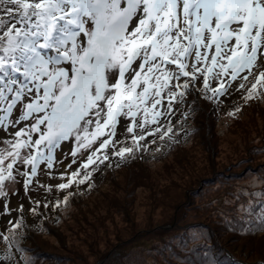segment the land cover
<instances>
[{
	"label": "snow or ice",
	"instance_id": "1",
	"mask_svg": "<svg viewBox=\"0 0 264 264\" xmlns=\"http://www.w3.org/2000/svg\"><path fill=\"white\" fill-rule=\"evenodd\" d=\"M234 82L245 103L264 99V0H0V130L14 129L0 140V198L15 192L17 177L29 189L42 164L52 169L65 141H75L74 158L90 151L78 167L107 161L121 117L132 145L117 157L145 148L148 136L174 139L175 104L193 93L218 104ZM78 175L59 189L91 179ZM9 224L0 264H20L14 254L25 250L14 238L23 216ZM197 251L185 264H218L195 259Z\"/></svg>",
	"mask_w": 264,
	"mask_h": 264
},
{
	"label": "rangeland",
	"instance_id": "2",
	"mask_svg": "<svg viewBox=\"0 0 264 264\" xmlns=\"http://www.w3.org/2000/svg\"><path fill=\"white\" fill-rule=\"evenodd\" d=\"M237 83L232 84V96H227L230 101L239 94L235 88ZM212 84L216 85V82ZM194 94L199 97L198 93ZM201 105L206 110H197L190 119L195 124V132L185 135L186 145L159 152L154 159L126 168V162L109 157L100 165L97 161L84 169L78 165L86 160L90 151L81 149L74 158L71 153L77 148L75 141H65L56 151L53 168L48 169L46 163L42 164L43 171L38 172L29 189H25L23 180L17 177L20 182L15 185V192H10L7 199L0 198V233L10 227V219L16 222L20 215L24 219V226L16 231L19 245L25 251L15 252L13 260L23 264V257L27 256L33 264H37L40 257L44 258L45 264H120L117 253L123 249L133 250L129 258L135 263L149 264L151 244L152 251L155 247L164 249L163 246L167 247L163 239L165 232L168 235L174 230H178L177 240L186 246L177 248L179 258L173 255L176 264H185L186 258H193V251L199 250L200 246L205 248V259L215 261L218 260L217 248H222L223 255L228 253L231 258L235 257L227 250L238 253L241 248L244 251L247 240L231 230L227 220L233 212L226 205L231 199L244 197L250 204L264 200L261 197L264 193V179H261L264 176V109L258 108L255 114L249 112L239 120L226 122L209 117L207 104ZM257 112L263 114L261 119ZM16 115L18 113L14 112L13 116ZM171 121H176L174 113ZM167 122L166 117H161V124ZM129 123L120 118L114 138L117 143L106 151L114 153L122 145L132 144V134L125 128ZM13 131L11 128L0 130V140L12 139ZM105 138L107 136L98 138L93 148ZM153 139L148 136L145 142ZM208 155L216 162L211 170L207 171L203 166L206 162L191 169L193 159ZM250 155L254 160H250ZM74 159L76 163L72 162ZM93 168L97 170L94 172ZM113 169L115 173L107 177L106 171ZM197 169L199 172L195 173ZM26 170L21 168V171ZM73 171L79 173L76 181L86 171L91 172V179L84 184L73 183L71 188L59 189V184L73 179ZM218 177L223 181H218ZM91 185L100 188L91 192ZM79 189L89 193L84 200H72L63 209L62 204L56 206L51 202L46 205L50 199L62 200L72 193L69 198ZM21 205L23 213L18 214ZM33 207L37 209L35 213L31 211ZM142 225L143 228L137 231V226ZM30 237L35 247H24L21 243H27ZM137 253H143L141 258ZM200 255L197 251L194 258L199 260ZM237 262L264 264V258L248 263L239 259Z\"/></svg>",
	"mask_w": 264,
	"mask_h": 264
},
{
	"label": "trees",
	"instance_id": "3",
	"mask_svg": "<svg viewBox=\"0 0 264 264\" xmlns=\"http://www.w3.org/2000/svg\"><path fill=\"white\" fill-rule=\"evenodd\" d=\"M237 84L235 85V88L237 87ZM213 86L215 87L216 85H213ZM232 90L233 89L230 88L229 94H227L226 96L220 97L219 98L220 103L218 104L211 100H205L202 97V95H200L199 93H198L199 97H196L194 93L192 95H189L187 97V101H188L187 103L175 104L174 114L176 117V121L175 123L171 121V125L173 126V130L175 134L174 139H168L166 137L164 140H160L157 136L155 138L156 140L155 143H150L152 140L147 141V142L141 141V144L146 145V147L135 150L133 154H126L125 158L123 159L113 155L111 151H106L107 154L109 155V157H114L117 160L118 159L122 160L123 163L126 162L127 163L126 168H128L130 164L146 162V160L154 159V157L158 155L159 152H169L170 149H172L175 146H179V145L185 146L187 143V136L185 135L195 132V124L193 122H190V119H192L195 116L197 110H200L201 108L205 109L204 107H201L202 106L201 103L207 104L209 117L214 116L215 118L223 119L226 122L239 120L241 117H243V115L246 116L249 112H252L255 114L256 109L258 108L264 109V99H255V100L245 103V101L241 98L242 93L240 91L236 97L232 98L233 99L232 101L228 100L227 96H232L231 94ZM238 107H240L241 110L239 112H236V109ZM232 112H236V114L230 115V113ZM257 114L259 118L261 119L263 114H261L260 112H257ZM136 134L137 135L140 134L139 129L136 131ZM252 137H255V136H252ZM131 145L132 144L122 145V146H131ZM104 151L105 150H102L99 154L102 156L104 154ZM209 155L206 156L205 158H202L200 156L198 158L193 159V165L191 169H193L196 165L197 166L203 165L206 162L207 164L203 166L206 167L207 171L211 170L212 165L215 164L216 162H215V159L210 157ZM212 155H214V153ZM217 156H215V158H217ZM249 158H251L250 159L251 161L254 160V158L251 157V155ZM98 164L100 165L101 163H99L98 161ZM93 169L97 170V168H93ZM194 172L198 173L199 169H197ZM114 173H115V169L106 171L107 177ZM218 181H223V179L221 177H218ZM99 188L100 187L98 185L92 186L91 192H96ZM88 195L89 193L86 192V190L79 189L77 193H74L72 196L68 198L66 205L64 203H60L62 204V209L65 208L70 201L84 200ZM244 199L245 197L241 199H231L229 200L226 206L229 211L233 212V214L230 216V219H228L227 222L230 224L229 226L231 230H233V232H235L238 236H242L243 238H246L247 242L244 240V242H246L247 244L246 248H243L245 249L244 251L240 248L242 253L241 252L235 253L231 249L227 250L228 252L232 254L233 257H235L234 259H232L231 256L228 255V253L227 255H223L222 248H217L215 255H217V258H218V260H216L218 261V264H238L237 260L239 259L245 263H248L249 261H252V260L256 261L258 260V258L259 259L264 258V230L260 228L261 223L264 222V215H262V212H264V210L260 208V204L264 202V200H260L257 203L250 204V202ZM62 200L50 199L49 202L46 203V205L47 204L48 206L51 205V202H53L54 205L55 204L57 205V201H62ZM242 205L244 209H246L245 211H241ZM230 220H232V222ZM137 228H138L137 229L138 231L139 229L143 228V225L140 227L137 226ZM177 231L178 230H174L172 233L168 235L164 231L165 237L163 239L165 240V242H167V247L163 246L164 249H159L155 247V251H152L154 247L151 244V247L148 250V254H149V257L151 256V259H147L149 264H176V261L173 260V255H176L177 258L180 257V255L177 252V248L186 247L184 243L179 242V240H177L178 239V236L176 234ZM4 234H8V232L6 231ZM35 235L36 234L34 232L33 236ZM18 237L19 236L16 231V236L14 239L19 241V244H20V240ZM32 237L27 239V243H21V244H23L24 247L26 246L30 248L35 247V245H33L32 240H31ZM200 247L198 250L199 252H201L199 260L205 259V256H206L205 248L203 247L200 248ZM6 251H8L7 244L3 240H0V257H2ZM132 251L131 250L126 251V250L121 249L117 253V260L118 261L121 260L119 263L120 264H140V262L135 263L133 260H130L129 253H131ZM150 251H152L153 253ZM156 252L157 253L159 252V254H157ZM168 253L170 254L168 255ZM142 254L137 253L139 258H141ZM15 261H17V259ZM37 264H45L44 258L40 257Z\"/></svg>",
	"mask_w": 264,
	"mask_h": 264
}]
</instances>
